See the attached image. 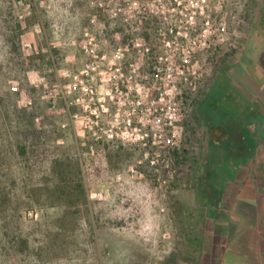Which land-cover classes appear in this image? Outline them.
Wrapping results in <instances>:
<instances>
[{
    "label": "rangeland",
    "instance_id": "374dc122",
    "mask_svg": "<svg viewBox=\"0 0 264 264\" xmlns=\"http://www.w3.org/2000/svg\"><path fill=\"white\" fill-rule=\"evenodd\" d=\"M253 1L224 0L215 14V27L227 25V41L213 39L198 54L204 78L181 97L180 144L157 157L151 144L98 139L93 111L107 125L119 106L106 96L110 82L97 84L96 98L106 100L95 105L81 83L91 60L87 31L110 59L139 36L156 44V24L146 34V23L101 11L92 23L89 0H0V264L264 262V200L257 201L260 224L254 212L230 231L228 216L220 220L259 171L221 169L228 182L222 209L200 200L218 130L210 131L199 107L221 89L241 111L250 101L225 67L231 37H244L248 27L245 3ZM213 102L228 112L225 101Z\"/></svg>",
    "mask_w": 264,
    "mask_h": 264
},
{
    "label": "built area",
    "instance_id": "2783aa9c",
    "mask_svg": "<svg viewBox=\"0 0 264 264\" xmlns=\"http://www.w3.org/2000/svg\"><path fill=\"white\" fill-rule=\"evenodd\" d=\"M89 1L96 11L92 23L97 22L100 11L111 18L126 16L125 20L139 24L146 20L156 24L158 40L154 46L147 37L139 36L108 59L98 49L97 35L85 33L83 48L91 60L81 81L83 89L95 105L106 100L96 98L97 84L110 82L112 88L106 96L119 106L115 123L107 125H100L101 116L93 111L97 124L91 127L94 135L100 140L151 144L157 157L174 151L182 136L184 89H195L204 78L198 54L208 49L213 39L221 44L227 41L226 23L214 24L224 0ZM18 17L22 20L24 15ZM102 107L103 112H109L104 104Z\"/></svg>",
    "mask_w": 264,
    "mask_h": 264
},
{
    "label": "crops",
    "instance_id": "0c3cea01",
    "mask_svg": "<svg viewBox=\"0 0 264 264\" xmlns=\"http://www.w3.org/2000/svg\"><path fill=\"white\" fill-rule=\"evenodd\" d=\"M251 4L247 5L245 3L246 12L249 14L245 36L242 38L237 35L231 37L230 56L232 59L225 67V72L229 70L235 76L236 82L240 85L238 88L241 91H246L250 99L248 105L255 111V114L249 119L247 129L249 141L244 149L247 156L226 159L224 155L228 153V150L224 145L220 148L215 147L214 155L217 164L215 168L228 170L231 175H234L238 170L247 168V166L248 169L259 171L257 175H254V181L246 180L242 184L245 185V188L240 187L239 191L244 196H239L236 199L237 203L233 209L223 210L220 220L223 219L221 217L227 215L232 221L240 222V220H243L246 216H251L254 212L257 219L256 223L260 224L261 216L257 201L259 199L264 200V0H258L256 3L253 1V5ZM234 5L236 6L237 3H234ZM230 6H233V3ZM233 84L236 85L235 82ZM238 150L235 149L231 153H237ZM256 180L262 181V183L256 182ZM227 184L228 182H225V186ZM256 186L260 187L257 188ZM223 201L225 202L226 198H223ZM224 224L226 225V223ZM232 224L234 222L227 223L229 231ZM259 227H256L255 232L258 231ZM257 241L259 242L258 239ZM227 263L240 264L238 261L232 260H228ZM241 264L249 263L244 262Z\"/></svg>",
    "mask_w": 264,
    "mask_h": 264
},
{
    "label": "trees",
    "instance_id": "16d2710c",
    "mask_svg": "<svg viewBox=\"0 0 264 264\" xmlns=\"http://www.w3.org/2000/svg\"><path fill=\"white\" fill-rule=\"evenodd\" d=\"M146 23L143 27L145 33L148 34L149 28L152 26L150 22L144 21ZM224 89L219 91V96L214 98L216 102H226L228 106H230L227 113L222 114L221 110H214L213 107H209V102L214 103L211 97L200 104L201 109L205 110L208 122L211 123L210 131H214L217 129L218 132L214 136L211 144V148H213V154L216 150L215 147L220 148L222 145L227 147L228 153L224 155V158L231 159V157H238V156H247L244 152L245 147H247V143L249 139L247 138V129L249 125V119H251L252 115L255 114L254 110L251 106L246 104V108L241 111V107L232 103V100L225 94ZM188 98V96H187ZM212 111V114L210 113ZM239 149L237 153H231L233 150ZM240 152V153H239ZM215 157V155H213ZM212 160V158H211ZM215 163V161H214ZM216 163L213 168L207 172H205L206 176V188L202 190L200 193V200L203 201L206 205L210 206L213 211H218L222 209L223 206V192L225 187V177H222L221 169H216ZM212 167V166H211ZM243 207V206H242ZM229 220L226 222H235L232 219L228 218Z\"/></svg>",
    "mask_w": 264,
    "mask_h": 264
}]
</instances>
